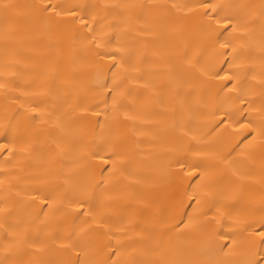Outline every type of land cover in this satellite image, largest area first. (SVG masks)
Returning a JSON list of instances; mask_svg holds the SVG:
<instances>
[{
    "label": "bare ground",
    "instance_id": "6f19581e",
    "mask_svg": "<svg viewBox=\"0 0 264 264\" xmlns=\"http://www.w3.org/2000/svg\"><path fill=\"white\" fill-rule=\"evenodd\" d=\"M0 264H264V0H0Z\"/></svg>",
    "mask_w": 264,
    "mask_h": 264
}]
</instances>
